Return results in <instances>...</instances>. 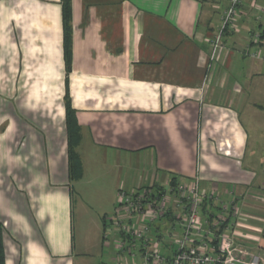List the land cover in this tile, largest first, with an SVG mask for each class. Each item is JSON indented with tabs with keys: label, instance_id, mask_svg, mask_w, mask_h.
Instances as JSON below:
<instances>
[{
	"label": "crops",
	"instance_id": "crops-1",
	"mask_svg": "<svg viewBox=\"0 0 264 264\" xmlns=\"http://www.w3.org/2000/svg\"><path fill=\"white\" fill-rule=\"evenodd\" d=\"M226 5L71 0L67 69L61 0H0L5 264L110 262L102 236L118 192L194 178L213 197L199 209L202 230L215 232L229 206L228 233L264 264V44L251 43L264 0H243L211 61ZM67 99L78 178L69 171ZM172 212L150 230L165 258L182 233Z\"/></svg>",
	"mask_w": 264,
	"mask_h": 264
},
{
	"label": "built area",
	"instance_id": "built-area-1",
	"mask_svg": "<svg viewBox=\"0 0 264 264\" xmlns=\"http://www.w3.org/2000/svg\"><path fill=\"white\" fill-rule=\"evenodd\" d=\"M227 5L220 15V24L211 42V61L223 46L226 31L234 29L240 16L243 0H226ZM261 13V15H259ZM255 19H264V9H259ZM260 32L252 36L251 43H258ZM252 57H256L254 53ZM145 188L140 191H123L117 194L114 212L104 219L103 244L111 248L112 260L103 264H262L256 255H249L240 248L225 227L229 206H225L221 217L217 218L215 232L203 231L199 209L206 200L213 199L211 194L202 192L198 178L189 184L182 181L167 189ZM173 208L180 213L176 216L182 233L175 239L172 256L165 258L160 253L161 241L150 235L151 225L173 215ZM223 225V226H222ZM224 230H220V227ZM202 240L195 245V235ZM209 239V241H208ZM214 242L215 246H209Z\"/></svg>",
	"mask_w": 264,
	"mask_h": 264
},
{
	"label": "trees",
	"instance_id": "trees-1",
	"mask_svg": "<svg viewBox=\"0 0 264 264\" xmlns=\"http://www.w3.org/2000/svg\"><path fill=\"white\" fill-rule=\"evenodd\" d=\"M241 9V7H240ZM241 11V10H240ZM61 16L63 24V48H64V58L67 69L70 64V46H71V0H61ZM260 40L259 45L264 44V24L260 25ZM231 30V29H230ZM226 31L225 34H227ZM66 115V130H67V152H68V162H69V171L71 178H78L81 175V165L79 158L76 154L75 148L79 140L78 127L73 118V111L70 107L69 101L67 99L65 103ZM171 186L175 185L174 179L170 183ZM154 190H160L156 188ZM164 191V189H162ZM168 217V216H167ZM222 226L220 230H222ZM2 230L3 223L0 220V264H5L3 245H2Z\"/></svg>",
	"mask_w": 264,
	"mask_h": 264
},
{
	"label": "rangeland",
	"instance_id": "rangeland-1",
	"mask_svg": "<svg viewBox=\"0 0 264 264\" xmlns=\"http://www.w3.org/2000/svg\"><path fill=\"white\" fill-rule=\"evenodd\" d=\"M88 168V167H87ZM73 199H77L76 196L74 195V198ZM78 236V235H77Z\"/></svg>",
	"mask_w": 264,
	"mask_h": 264
}]
</instances>
